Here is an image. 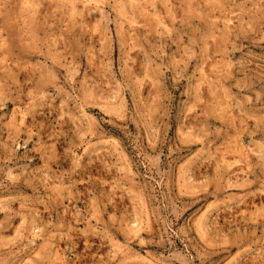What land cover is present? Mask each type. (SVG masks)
<instances>
[{"label": "rangeland", "instance_id": "rangeland-1", "mask_svg": "<svg viewBox=\"0 0 264 264\" xmlns=\"http://www.w3.org/2000/svg\"><path fill=\"white\" fill-rule=\"evenodd\" d=\"M0 264H264V0H0Z\"/></svg>", "mask_w": 264, "mask_h": 264}]
</instances>
